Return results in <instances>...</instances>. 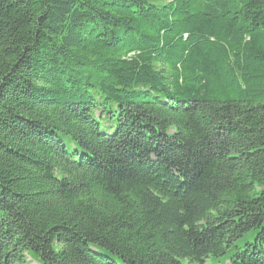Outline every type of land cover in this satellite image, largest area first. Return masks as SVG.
<instances>
[{
  "label": "trees",
  "instance_id": "16d2710c",
  "mask_svg": "<svg viewBox=\"0 0 264 264\" xmlns=\"http://www.w3.org/2000/svg\"><path fill=\"white\" fill-rule=\"evenodd\" d=\"M30 256L264 264V0H0V264Z\"/></svg>",
  "mask_w": 264,
  "mask_h": 264
},
{
  "label": "rangeland",
  "instance_id": "374dc122",
  "mask_svg": "<svg viewBox=\"0 0 264 264\" xmlns=\"http://www.w3.org/2000/svg\"><path fill=\"white\" fill-rule=\"evenodd\" d=\"M28 262H29V264H40V262L32 256L28 257ZM185 263H186V261H185Z\"/></svg>",
  "mask_w": 264,
  "mask_h": 264
}]
</instances>
